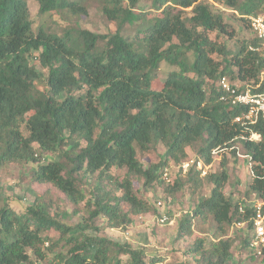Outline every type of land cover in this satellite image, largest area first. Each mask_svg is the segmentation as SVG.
Listing matches in <instances>:
<instances>
[{
  "label": "trees",
  "instance_id": "1",
  "mask_svg": "<svg viewBox=\"0 0 264 264\" xmlns=\"http://www.w3.org/2000/svg\"><path fill=\"white\" fill-rule=\"evenodd\" d=\"M28 1L0 0V170L36 165L32 183L64 194L71 216L85 202L81 177L97 182L85 204L88 216L75 226L66 223V214L53 215L43 196L22 213L0 200V264H33L57 251V264H148L141 250L99 236L156 212L138 196L133 178L146 188L163 185L162 170L190 160L188 151L209 166L215 150L240 148L252 158L254 176L239 204L225 194L226 159L220 172L202 178L192 169L165 190L174 196L185 186H213L182 219L179 235L193 236L197 220H213L214 241L196 238L188 254L196 264H231L239 238H231L230 229L252 217L251 197L264 203V120L253 128L261 141L244 140L249 133L235 123L242 111L221 100L218 84L228 78L243 90H264V58L251 50L257 41L250 27V19L264 13V0H151L150 12L139 9L141 0H92L118 26L108 35L34 28ZM36 1L41 16L81 17L91 0ZM234 21L250 30L251 40L238 38ZM127 26L133 29L128 36ZM163 63L173 71L156 89ZM38 67L48 72L43 90ZM157 145L165 148L164 168L144 169L139 151ZM58 153L64 161L47 158ZM116 168L127 171L124 180L109 174ZM251 229L248 224L249 234ZM252 239H241L242 249L264 256V247L251 248Z\"/></svg>",
  "mask_w": 264,
  "mask_h": 264
},
{
  "label": "rangeland",
  "instance_id": "2",
  "mask_svg": "<svg viewBox=\"0 0 264 264\" xmlns=\"http://www.w3.org/2000/svg\"><path fill=\"white\" fill-rule=\"evenodd\" d=\"M28 2L34 28L44 26L45 28H50L52 32L58 35H63L68 32L76 33L83 30L98 35H108L118 29L117 24L109 21L103 15L101 5L98 1L91 0L86 8L87 16L81 17L65 14L55 15L53 17L41 16L39 14L40 7L38 2L36 0H29ZM151 6V0H141L139 9L144 12H150ZM231 25L232 29L238 32L239 39H252L250 30L244 28L242 23L234 21L231 22ZM124 32L128 36L133 34V29L127 26ZM38 70L42 77L39 89L43 90L46 85L48 72L41 67H38ZM172 71V68L166 63H163L158 72V79L154 87L161 89L162 82ZM188 153L190 159L197 158L196 151H188ZM242 153L245 154L243 150ZM138 156L144 169L153 168L155 171L160 172L164 168L165 148L162 145L154 146L148 152L139 151ZM47 158L55 161H64L60 153L55 156L47 155ZM223 159H226V170L229 174L225 194L233 204H239L244 199H247L245 194L252 180L248 162L238 158L236 155L234 156V153L230 150L225 151L213 162L209 173L220 172ZM35 167L36 165L33 164L26 166L10 165L0 170V200L3 205L8 203L15 212L22 213L35 202L38 196H43V201L49 206L51 213L53 215L59 214V216L66 214L70 219L65 217V221L70 226L77 225L83 218L88 216L85 204L91 200L93 186L97 182L96 177L91 180H87L85 176L81 177L80 182L85 202L80 205L79 215L71 216L74 208L64 194H61L51 186H41L32 183L31 177ZM178 167H174L175 169L172 171L173 179L176 177ZM109 174L119 181H122L125 179L127 171L116 168L111 170ZM133 181L138 196L149 202L155 208L156 212L134 217L133 224L123 230L105 229L99 236L120 244H129L132 248L141 250L144 252V259L148 264L154 260H158L159 263L156 264H196L195 259L188 254V251L192 248L196 238L204 239L206 245L214 241L213 220L208 219L206 222L197 220L193 229L194 235L190 237H180V223L190 211L192 212L203 200L210 196L213 186L205 184L202 189L197 191L192 187L185 186L182 191L171 196L165 191L168 187L165 182L163 185L156 184L151 188H146L143 180L133 178ZM250 199L253 200L255 198L251 197ZM158 202H163L164 208L162 210L156 208ZM164 213L174 222L173 226H162L159 223L160 215ZM103 224L104 222L99 220L95 226L101 228ZM229 236L231 238H239L232 250V256L229 261L231 264H262L264 257L262 254H257V252L255 254V252L253 253L249 250L242 249L241 239H248L250 236L247 226L238 228L234 224L230 229ZM50 237L55 241L59 238L55 233ZM45 250L46 252L50 250L49 244L45 246ZM58 254L59 251L53 254L47 253V257L43 261L34 258L33 264H57L54 258Z\"/></svg>",
  "mask_w": 264,
  "mask_h": 264
},
{
  "label": "built area",
  "instance_id": "3",
  "mask_svg": "<svg viewBox=\"0 0 264 264\" xmlns=\"http://www.w3.org/2000/svg\"><path fill=\"white\" fill-rule=\"evenodd\" d=\"M250 27L257 41V47H252L251 50L261 53L264 58V13L252 17L250 19ZM260 80L261 82L264 81V70L261 74ZM218 85L219 90L222 92L221 100L231 107L238 108L242 111L241 115L235 119V123L249 133V136L244 138V140H248L252 143L260 142L261 136L256 134L253 131V128L259 124L260 121L264 120V90L257 92L256 90H259L260 86L257 88L249 86L243 90L239 85L233 84L228 78H222ZM229 150L235 152L238 158L246 160L249 168H251L252 165L250 163L252 158L249 155L242 153L240 148L218 149L215 150L212 155L216 160L221 153ZM211 167L212 165H205V163L197 157L196 159H190L179 166L175 176L179 174L180 176L185 177L192 169H195L201 173L202 178H205L209 175ZM174 169L173 166H169L162 170V180L167 185H173L172 171H174ZM250 171L253 177L254 173L251 169ZM247 206L253 210L252 217L247 223H236L235 226L241 228L251 224L252 229L250 235L253 237L251 248L258 250L259 248L264 247V203L258 199H253L247 202ZM156 208L162 210L164 208L163 202H158ZM239 212L245 214L244 206H240ZM159 223L162 226L174 225V222L171 221V218L166 213L160 215Z\"/></svg>",
  "mask_w": 264,
  "mask_h": 264
}]
</instances>
